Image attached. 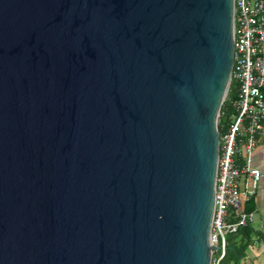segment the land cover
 <instances>
[{
	"label": "water",
	"instance_id": "1",
	"mask_svg": "<svg viewBox=\"0 0 264 264\" xmlns=\"http://www.w3.org/2000/svg\"><path fill=\"white\" fill-rule=\"evenodd\" d=\"M234 0H0V264H211Z\"/></svg>",
	"mask_w": 264,
	"mask_h": 264
},
{
	"label": "built area",
	"instance_id": "2",
	"mask_svg": "<svg viewBox=\"0 0 264 264\" xmlns=\"http://www.w3.org/2000/svg\"><path fill=\"white\" fill-rule=\"evenodd\" d=\"M232 81L238 98L232 120L219 132L211 264H225L228 235L254 222L245 203L257 194L264 176L253 163L264 135V0H234ZM224 113L221 109V118Z\"/></svg>",
	"mask_w": 264,
	"mask_h": 264
},
{
	"label": "crops",
	"instance_id": "3",
	"mask_svg": "<svg viewBox=\"0 0 264 264\" xmlns=\"http://www.w3.org/2000/svg\"><path fill=\"white\" fill-rule=\"evenodd\" d=\"M253 163L264 172V135L255 150ZM245 209L254 213L255 220L251 224L254 228L252 241L246 247L241 263L264 264V176L257 194L245 203Z\"/></svg>",
	"mask_w": 264,
	"mask_h": 264
},
{
	"label": "trees",
	"instance_id": "4",
	"mask_svg": "<svg viewBox=\"0 0 264 264\" xmlns=\"http://www.w3.org/2000/svg\"><path fill=\"white\" fill-rule=\"evenodd\" d=\"M237 98H238L237 84L234 81H232L227 98L223 103V107H222V111H224L225 113L224 115H222L220 121L221 132L223 130V125L231 121L235 114V108L233 106V103ZM251 199H248L247 201ZM253 232H254V228L252 227V225H248L240 229L238 232L230 233L228 235L227 255L224 261L225 264H242L241 258L243 257L246 247L252 241Z\"/></svg>",
	"mask_w": 264,
	"mask_h": 264
}]
</instances>
